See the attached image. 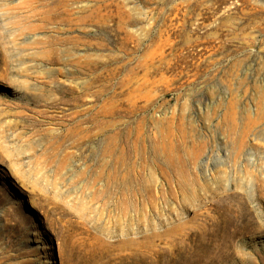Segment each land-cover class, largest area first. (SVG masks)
Returning <instances> with one entry per match:
<instances>
[{
    "label": "rangeland",
    "instance_id": "374dc122",
    "mask_svg": "<svg viewBox=\"0 0 264 264\" xmlns=\"http://www.w3.org/2000/svg\"><path fill=\"white\" fill-rule=\"evenodd\" d=\"M32 2L0 0V264H264V0H118L123 45Z\"/></svg>",
    "mask_w": 264,
    "mask_h": 264
},
{
    "label": "bare ground",
    "instance_id": "6f19581e",
    "mask_svg": "<svg viewBox=\"0 0 264 264\" xmlns=\"http://www.w3.org/2000/svg\"><path fill=\"white\" fill-rule=\"evenodd\" d=\"M84 1H91V3H83ZM29 7L33 9V16L38 21V24L30 27L34 31L54 24L67 27L69 30L76 29L83 34H87L89 28H96L111 36L117 44L121 45L130 40L129 34L125 32L126 24L123 16L125 13L122 12L118 0H33ZM121 35L124 36L123 39ZM57 43L56 40L50 41L53 55L58 54L55 49ZM62 43L67 46L64 45L60 52L68 59L76 60L78 64L85 65L91 70L99 67L98 61L94 62L91 55L76 56L73 52L80 45L91 50H99L101 44L97 43V40L91 39L88 35L84 37L79 35L65 39ZM97 79H101V75H98ZM263 119L264 107L261 106L257 109L256 118L249 121L244 135L260 125Z\"/></svg>",
    "mask_w": 264,
    "mask_h": 264
}]
</instances>
